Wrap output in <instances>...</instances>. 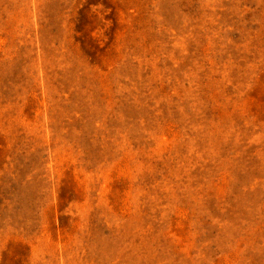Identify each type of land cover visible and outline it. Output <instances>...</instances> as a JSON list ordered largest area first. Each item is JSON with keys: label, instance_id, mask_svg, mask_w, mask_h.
Segmentation results:
<instances>
[{"label": "rangeland", "instance_id": "rangeland-1", "mask_svg": "<svg viewBox=\"0 0 264 264\" xmlns=\"http://www.w3.org/2000/svg\"><path fill=\"white\" fill-rule=\"evenodd\" d=\"M0 264H264V0H0Z\"/></svg>", "mask_w": 264, "mask_h": 264}]
</instances>
